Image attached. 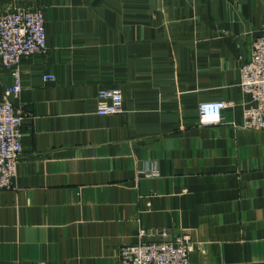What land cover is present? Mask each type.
Here are the masks:
<instances>
[{"label": "crops", "instance_id": "0c3cea01", "mask_svg": "<svg viewBox=\"0 0 264 264\" xmlns=\"http://www.w3.org/2000/svg\"><path fill=\"white\" fill-rule=\"evenodd\" d=\"M38 7L47 50L9 95L24 135L0 264H121L146 227L188 233L191 264H264V129L243 125L239 82L264 0H0V15ZM13 82L0 60L2 93ZM101 88L122 112L98 113ZM217 99L222 121L202 124Z\"/></svg>", "mask_w": 264, "mask_h": 264}, {"label": "built area", "instance_id": "2783aa9c", "mask_svg": "<svg viewBox=\"0 0 264 264\" xmlns=\"http://www.w3.org/2000/svg\"><path fill=\"white\" fill-rule=\"evenodd\" d=\"M46 50L47 30L41 8H16L0 15V59L14 80L3 93L0 89V189L14 187L23 151L24 110L9 95L22 91V58ZM43 78L55 79V74L44 73ZM240 87L250 98L243 110V125L264 129V26L253 41L250 59L240 67ZM229 104L224 99L202 101L199 121L204 125L220 123ZM123 108L124 93L120 88L98 91L99 114H115ZM138 236L136 241L121 246V264H191L193 241L188 233L171 238L168 228L146 227L139 230Z\"/></svg>", "mask_w": 264, "mask_h": 264}, {"label": "rangeland", "instance_id": "374dc122", "mask_svg": "<svg viewBox=\"0 0 264 264\" xmlns=\"http://www.w3.org/2000/svg\"><path fill=\"white\" fill-rule=\"evenodd\" d=\"M38 8H40V7H38ZM42 9V8H41ZM43 10V9H42ZM44 11V10H43ZM1 60V59H0ZM2 62V61H1ZM3 64V63H2ZM240 82V81H239Z\"/></svg>", "mask_w": 264, "mask_h": 264}]
</instances>
